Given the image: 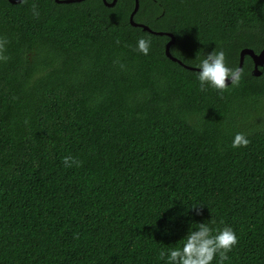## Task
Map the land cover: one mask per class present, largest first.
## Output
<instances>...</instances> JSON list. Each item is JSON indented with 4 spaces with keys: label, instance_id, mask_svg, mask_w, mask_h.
<instances>
[{
    "label": "trees",
    "instance_id": "1",
    "mask_svg": "<svg viewBox=\"0 0 264 264\" xmlns=\"http://www.w3.org/2000/svg\"><path fill=\"white\" fill-rule=\"evenodd\" d=\"M138 2L164 34L135 0H0V264H166L206 222L239 238L224 264H264V64L223 93L191 69L260 53L264 0Z\"/></svg>",
    "mask_w": 264,
    "mask_h": 264
},
{
    "label": "clouds",
    "instance_id": "2",
    "mask_svg": "<svg viewBox=\"0 0 264 264\" xmlns=\"http://www.w3.org/2000/svg\"><path fill=\"white\" fill-rule=\"evenodd\" d=\"M32 14L39 17L37 6L32 5ZM6 38L0 37V61L6 62L9 57L5 55ZM119 43V41H117ZM151 40L140 38L137 42V51L144 55L150 52ZM124 67L123 64L120 65ZM198 80L200 91H207L211 88L223 93L229 90V84L233 87L238 86L243 76V70L240 68H231L227 65L226 54L223 50L212 51L197 65ZM230 82V83H229ZM251 143L244 133H237L232 141L231 147L234 149L246 148ZM62 163L65 167H80L82 162L71 156L63 158ZM194 205L192 208H197ZM197 214H202L200 211ZM214 224L215 220H211ZM198 227L189 230L187 236L183 239V245L179 248H171L167 252L161 251L160 258L165 259L166 264H213L217 256L219 264H224L229 259L228 253L232 252L239 244V238L231 227H224L222 230H216L209 223H199Z\"/></svg>",
    "mask_w": 264,
    "mask_h": 264
},
{
    "label": "water",
    "instance_id": "3",
    "mask_svg": "<svg viewBox=\"0 0 264 264\" xmlns=\"http://www.w3.org/2000/svg\"><path fill=\"white\" fill-rule=\"evenodd\" d=\"M21 1L22 0H8V2L11 3V4H17V3H20ZM74 1H80V0H55V2H57V3H71V2H74ZM102 1H103V3H104L105 6L113 7L116 4V1L117 0H112L111 3H107L106 0H102ZM138 7H139V2H138V0H135L134 10L130 14V17H129L130 24L132 26H135V27H140L143 30H145L147 32H150L152 34H156V35H162V34H164V33H161V32H158V33L153 32L152 30H150L145 25L134 23L133 17L135 15V13L137 12ZM167 35L170 37V41L167 42V44L165 46V54H166V56L169 59H171L172 61L177 62L180 65H183L179 60H177L176 58H174V57L171 56L169 49H170V46L174 43V37L171 34H167ZM245 56H250V58L253 60V62H254V70H253V73H254V75H259V72H258V69L257 68L260 67V66H263V64H264V48L258 54H255L253 51H251L249 49H243L242 51H240V54H239V64H238V68H240V69L243 66V61H244V57ZM185 68H188V67H185ZM191 69L199 71V69H196V68H191Z\"/></svg>",
    "mask_w": 264,
    "mask_h": 264
}]
</instances>
